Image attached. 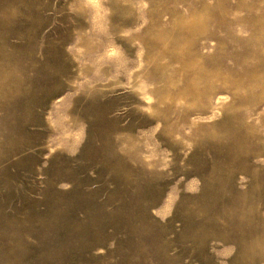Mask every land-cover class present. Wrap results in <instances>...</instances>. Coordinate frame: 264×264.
<instances>
[{
	"label": "rangeland",
	"instance_id": "rangeland-1",
	"mask_svg": "<svg viewBox=\"0 0 264 264\" xmlns=\"http://www.w3.org/2000/svg\"><path fill=\"white\" fill-rule=\"evenodd\" d=\"M0 264H264V0H0Z\"/></svg>",
	"mask_w": 264,
	"mask_h": 264
}]
</instances>
